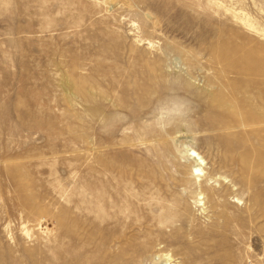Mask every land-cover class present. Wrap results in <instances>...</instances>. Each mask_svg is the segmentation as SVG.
<instances>
[{"label": "rangeland", "instance_id": "1", "mask_svg": "<svg viewBox=\"0 0 264 264\" xmlns=\"http://www.w3.org/2000/svg\"><path fill=\"white\" fill-rule=\"evenodd\" d=\"M0 264H264V0H0Z\"/></svg>", "mask_w": 264, "mask_h": 264}, {"label": "bare ground", "instance_id": "2", "mask_svg": "<svg viewBox=\"0 0 264 264\" xmlns=\"http://www.w3.org/2000/svg\"><path fill=\"white\" fill-rule=\"evenodd\" d=\"M192 156H193L194 158H196V160H197L199 163H203L201 157H200L195 151H193ZM196 173H197V175H201V173H203V171H202V169L197 168V169H196ZM153 207H154V206H153ZM153 207L142 206V208H144L145 210H155L156 208H153ZM155 207H156V206H155ZM117 214H119V213H117ZM163 214H167V213H166V212H163ZM122 215L125 216L126 214L123 213ZM124 218H125V217H124ZM118 221H121L120 215H119V220H118Z\"/></svg>", "mask_w": 264, "mask_h": 264}]
</instances>
